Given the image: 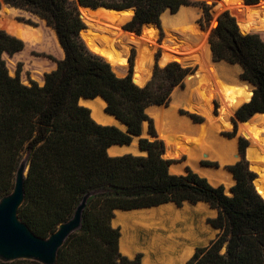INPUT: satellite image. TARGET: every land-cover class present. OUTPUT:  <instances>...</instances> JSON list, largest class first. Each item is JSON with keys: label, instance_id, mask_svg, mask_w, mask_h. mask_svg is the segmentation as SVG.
Returning a JSON list of instances; mask_svg holds the SVG:
<instances>
[{"label": "trees", "instance_id": "obj_1", "mask_svg": "<svg viewBox=\"0 0 264 264\" xmlns=\"http://www.w3.org/2000/svg\"><path fill=\"white\" fill-rule=\"evenodd\" d=\"M259 1L245 0L249 5ZM77 2L92 9H134L122 27L135 33L143 24L159 25L163 12L176 13L181 6L198 5L201 19H211L204 2L191 0H0L43 20L63 51L55 69L44 74L42 86L34 81L25 85L20 69L12 76L3 59L21 52L24 43L0 28V199L12 191L24 156L28 173L18 217L36 236L46 238L72 216L86 193L93 192L80 229L58 250L56 264H142L140 253L129 258L119 252L120 230L111 224L114 211L167 203L180 207L185 202H203L215 209L217 215L208 223L218 230L216 238L196 248L186 264H264V198L253 186L255 175L243 159L227 167L235 180L227 195L223 185L212 186L188 169L184 174L170 173L171 161L162 157L164 145L157 139H139L145 156L108 155L109 147L128 145L140 136L145 122L148 133L155 137L146 109L167 105L172 90L183 87L192 70L177 62L155 66L142 87L132 82L131 70L117 76L80 40L85 21ZM83 10L99 18L93 10ZM241 19L236 9L219 14L208 45L214 62L240 66V79L254 87L250 101L235 112L236 119L244 122L256 113L264 114V32L242 34ZM98 96L124 129L96 123L89 109L78 104L80 98ZM245 147L240 139L242 158ZM0 264L40 263L18 260Z\"/></svg>", "mask_w": 264, "mask_h": 264}, {"label": "rangeland", "instance_id": "obj_2", "mask_svg": "<svg viewBox=\"0 0 264 264\" xmlns=\"http://www.w3.org/2000/svg\"><path fill=\"white\" fill-rule=\"evenodd\" d=\"M70 1L76 2V0ZM191 1L197 3L204 2L209 7V14L211 19L208 22L201 19L202 10L198 5L189 7V9L192 10L190 12L195 15L194 22L196 23L193 22L194 27L190 30L188 29L186 34H190L194 38L203 39L204 44H207V46L209 47L208 37L211 30L216 25V18L219 14L226 10L220 11L217 14L213 13V10L218 6L220 0ZM78 10L81 19L87 23L86 24L83 21L87 28L81 31L79 35V38L83 42L85 49L91 54L99 57L104 62L108 63L112 71L117 76L123 77L128 73L129 70H131V73H133L137 50L134 46H130L125 43V32L128 33L129 31H124L121 29V26H123V24H125L131 19L133 15V10H93L99 18L94 17L95 15H90L82 8H79ZM258 10L260 9H255L256 12ZM238 12L241 14V22L243 25L245 20L244 15L240 11ZM162 14L166 13L163 12ZM233 16L235 17L237 24H239L237 17L235 15ZM158 26L160 27V31L153 25H149L145 27L141 26L139 33L129 32L131 34H138L139 36H143L147 39V41L151 37L152 42H154V49L152 53L154 58L151 64L150 72L151 69L154 70V67L157 66L156 62L159 61L161 54L174 47L182 49L184 43L183 39H178L176 37V35L183 36V34L177 29H171L172 31L169 33L166 32L161 16ZM199 26L201 27V29H199ZM0 28L5 30L9 34L19 38L24 43V49L21 52L13 55L12 57H9L7 55L3 56L9 73L13 76L15 71L19 68L21 71L20 79L23 84L28 85L30 81H34L38 85L42 86L44 74L53 71L56 67L55 61L61 60L63 58V51L59 46L54 31L48 26H46L45 22L36 17L35 15H32L21 9H17L14 7L12 8L8 5H3L2 3H0ZM212 60V55H210V61L212 62ZM214 64L219 67L222 66V68L231 70V78H229L227 81L232 80L243 82L240 79V66L231 65L222 61L214 62ZM182 66L189 67L192 70V73L190 74L193 76L190 78L186 77L184 79L183 87L177 86L172 90L170 94V100L167 106L172 102L175 94H181L183 92L182 94H188L192 96L193 94L198 93L201 99H209L211 103V122L216 125L220 116V100L216 97L215 90H213V87L210 88L211 93L210 95H208L207 85L211 80H206V85H204V83H202L203 85L200 84V76H204L208 74V72L211 73V71L209 69L207 70L206 68L204 70H201L200 65L198 63ZM190 87L194 88L191 89ZM251 91H253L252 87ZM246 102L240 104L230 113V128H228L227 130H219L218 132L219 136L234 141L236 150L235 159L233 158L231 163L229 162L228 164H224L221 167L220 164L216 161L200 159V165L201 163H208L212 164V166L216 167V169L227 170L228 166H231L243 159L248 169L255 175L256 179L254 180V186L256 191L260 194L262 198H264V160L262 159L263 157L261 156V152H259L258 149L251 147L250 141L248 139L243 138L242 135H240L239 124L241 122L238 121L235 117V112L237 111V109L240 108ZM178 114L180 116L185 117L189 115L190 119L188 117L187 119L191 123L194 122L195 124H206V118L201 114L189 113L183 110L182 108L178 109ZM149 118L151 120L155 132V137L150 136V134L148 133V123H144L142 125L141 135L139 139H157L163 143L164 151L167 150V145L165 144L163 139H160V137H158V133L154 125V120L151 117ZM250 119H248L247 122ZM240 139H243L246 142L243 158L241 157L238 151ZM132 144L137 145V140L133 138L129 145ZM125 153H130L135 156L137 155L136 153L131 152ZM244 156H246V158ZM167 159L171 161L169 170L173 174H184L187 169L196 173L191 168V166L184 163L186 160L185 157L180 159L168 157ZM23 160H25L24 156ZM234 183L235 180L232 182L226 181L217 183L215 186L223 185L225 193L227 195H231L229 191L230 188L234 185ZM201 204L202 203L191 205L189 203H183L180 207L174 204L173 206L176 211H174V213L170 214L169 216L164 217V219L162 218L161 220H159L156 225L147 228H130L126 231L125 234H127V236L132 241L133 252L131 256H127L121 253L120 250L119 252L129 258H133L137 253H140L142 255V264H167L170 261L172 262V264H186V262L193 255L195 247L207 246L211 240L216 238V235L218 233V231L214 230L208 223L209 219L216 217L217 211L215 209L209 208V206L206 204ZM115 218L116 214L114 212V219ZM114 219L112 220L111 224L113 227L118 226L120 230V237H122V227L118 224L114 225ZM174 233L175 235H173ZM120 239L121 238H119V242ZM165 247L167 248V250H165ZM187 248H191L192 252L184 262H180L179 259L181 255L185 252V250H187Z\"/></svg>", "mask_w": 264, "mask_h": 264}, {"label": "bare ground", "instance_id": "obj_3", "mask_svg": "<svg viewBox=\"0 0 264 264\" xmlns=\"http://www.w3.org/2000/svg\"><path fill=\"white\" fill-rule=\"evenodd\" d=\"M218 9L216 14L227 9L240 11L245 18L244 24L241 27L247 29L249 32H264V0L259 1L257 5H245L242 0H220ZM255 9L260 10L256 12ZM190 11L192 10L189 8H181L177 14L169 15L166 13L161 15L166 32L169 33L172 31L171 29H177L183 34L184 43L182 49L174 47L161 54L158 64L162 67L170 61L177 62L180 65L198 63L201 70L205 68L209 69L211 73L208 72V74L200 76V84L204 83L206 85L205 81L211 80L207 85V92L210 95V88L213 87L216 97L220 100L221 108L218 123L215 125L211 122V103L209 99H201L198 93L192 96L182 94L183 92L175 94L172 102L166 108L162 106L149 107L146 109V114L154 120L158 137L163 139L167 145V158L180 159L185 157L184 163L191 166L199 176L206 178L212 186H215L217 183L234 181L231 176L232 174L225 169L203 167L200 165V159L216 161L220 164V167L229 162L231 163L233 158L235 159L236 150L234 141L219 136L218 132L219 130L230 128L229 115L240 104L249 101L252 95L251 86L244 81H227L231 78V70L222 68V66L219 67L210 61L211 52L207 44H204L203 39L194 38L190 34H186L188 29L190 30L194 27L195 15ZM124 41L128 45L134 46L137 50L133 82L140 85L150 74L154 58L152 54L154 42H152L151 37L147 41L143 36L136 37L129 32H125ZM87 107L92 110L91 117L96 122H99V117L96 114H100V110L104 108V103L98 99L88 101ZM179 108L189 113L203 115L206 118V124H192L187 117L178 114ZM100 118L107 121V118ZM119 128L122 129L121 126ZM239 131L243 138L250 141L252 148H256L261 152L262 159L264 160V115L256 113L248 122H241L239 124ZM107 152L109 155L125 152L136 153V145H113L108 148ZM173 205L172 203H167L147 209L131 211L115 210L116 218L113 223L114 225H120L123 230V236L120 237L119 242L120 252L127 256H131L133 252L132 241L125 234L127 230L133 227L147 228L156 225L159 220L176 211ZM191 252V250H185L179 261L184 262ZM167 264H172V262L170 261Z\"/></svg>", "mask_w": 264, "mask_h": 264}, {"label": "water", "instance_id": "obj_4", "mask_svg": "<svg viewBox=\"0 0 264 264\" xmlns=\"http://www.w3.org/2000/svg\"><path fill=\"white\" fill-rule=\"evenodd\" d=\"M242 1L245 5H249L245 2V0H242ZM2 4L5 5L4 3ZM77 6H78V9L87 8L90 10H95L92 8L83 7L78 2H77ZM189 7H192V6H181L176 13H171L168 10L165 11V13H168L169 15H174V14H177L181 10V8H189ZM98 9H106V8H98ZM132 10L134 14V9ZM218 10L219 9L217 6L213 10V13L218 12ZM149 25H153L155 28H157L160 31V27L156 24L147 23V24H143L142 27L149 26ZM86 28L87 27L85 25V28L83 30H85ZM239 28L242 34H247L249 32L247 29L243 27H239ZM121 29L124 30L122 26H121ZM199 29H201L200 26H199ZM133 35L136 37H139L138 34H133ZM176 37L178 39L184 40L182 35H176ZM170 62L165 63L162 67L159 66L158 62H156V64L159 68H163ZM212 62L214 63L213 60ZM152 73H153V69H151V72L149 76L147 77V79L144 82L140 83V85L133 82L134 74L132 73L131 75L132 82L142 87L149 81ZM192 76L193 75L190 74L187 77L190 78ZM248 85H250L254 89V87L251 84L248 83ZM251 94L253 95V91H251ZM97 99L101 100L104 103V108L100 110V114L98 113L96 114L95 112V114L98 115L99 117V122H96L92 117L91 118L100 125H113V126H118V127L121 126V128L124 129L125 126L121 124L115 116L109 114L105 110L106 102L101 97L98 96L93 99L80 98L78 104L80 106H83L89 109L90 115H91L92 110L89 107H87V102L94 101ZM154 106H162L164 108L167 107V105H154ZM260 114H263V113H260ZM100 117L107 118V121H105L104 119L101 120ZM187 117L190 119L189 115H187ZM192 124H195V123L192 122ZM197 124H200V123H197ZM139 137L140 136L133 137L134 139L137 140V145H136L137 155L136 156H145L146 152H143L139 146ZM125 146H130V145L128 144ZM124 154H130V153H117L115 155H109V154L108 155L114 157V156H122ZM167 156H168V153H167V150H165L162 157L164 159H167ZM201 165L204 167H212L216 169V167L209 166L206 164L201 163ZM27 173H28V164L26 162V159L25 160L22 159L19 162L18 167L15 172L14 185H13L12 191L8 195L0 199V261L7 263V262L18 261V260H28V261H36L40 264H56L58 250L62 247V245L64 244V242L70 235H72L73 233L77 232L80 229L83 211L86 207L88 198L93 194V192H88L82 197L79 204L76 206L72 216L67 221L59 224L57 228L55 229V231L50 233L48 237L41 238V237L36 236L27 227V225L23 223L18 217V210L23 204L24 199H25V189H24L25 182L24 181L27 176Z\"/></svg>", "mask_w": 264, "mask_h": 264}, {"label": "crops", "instance_id": "obj_5", "mask_svg": "<svg viewBox=\"0 0 264 264\" xmlns=\"http://www.w3.org/2000/svg\"><path fill=\"white\" fill-rule=\"evenodd\" d=\"M185 203H188V202H185ZM198 203H202V204H206V203H203V202H198ZM190 204V203H189ZM197 204V203H196ZM191 205H195V204H191ZM207 205V204H206ZM210 208V207H209ZM118 211H121V210H118ZM114 219V218H113ZM211 226V225H210ZM212 227V226H211ZM213 228V227H212ZM214 229V228H213ZM216 230V229H214ZM218 231V230H217ZM198 247H195L194 249H196ZM187 250H191V248H187ZM195 252V251H194Z\"/></svg>", "mask_w": 264, "mask_h": 264}]
</instances>
